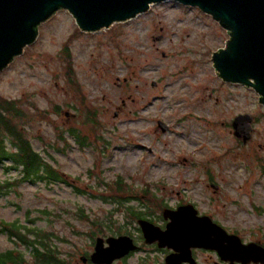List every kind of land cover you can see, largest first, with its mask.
<instances>
[{
	"label": "rangeland",
	"instance_id": "1",
	"mask_svg": "<svg viewBox=\"0 0 264 264\" xmlns=\"http://www.w3.org/2000/svg\"><path fill=\"white\" fill-rule=\"evenodd\" d=\"M228 40L210 16L176 2L91 34L67 11L42 24L36 42L0 74V97L19 101L26 137L61 180L26 181L0 196V254L15 251L34 263L32 247L1 232L15 224L22 234L46 236L63 264H83L97 237L139 239L125 209L150 195L216 198L221 225L245 244L264 245V107L254 90L216 77L212 54ZM66 46L79 89L67 83ZM240 115L253 118L246 144L232 128ZM70 129L81 131L83 146ZM205 169L216 175L218 195L206 186ZM21 171L0 162V184ZM162 263L151 254L150 264Z\"/></svg>",
	"mask_w": 264,
	"mask_h": 264
},
{
	"label": "water",
	"instance_id": "2",
	"mask_svg": "<svg viewBox=\"0 0 264 264\" xmlns=\"http://www.w3.org/2000/svg\"><path fill=\"white\" fill-rule=\"evenodd\" d=\"M164 2L197 8L226 30L229 40L211 58L215 75L223 82L254 90L264 107V0H0V74L36 42L39 27L60 11H67L82 33L91 34L135 19L152 5ZM252 122L249 115H240L232 122L234 136L244 144L251 138ZM157 127L162 133L169 129L160 121ZM169 218L165 231L147 221L138 222L146 244L179 254L193 248L217 250L226 261L264 264L260 245L245 244L205 218H185L181 211ZM134 250L129 236L97 237L93 253L80 261L113 264ZM179 263L176 255L166 258V264Z\"/></svg>",
	"mask_w": 264,
	"mask_h": 264
},
{
	"label": "trees",
	"instance_id": "3",
	"mask_svg": "<svg viewBox=\"0 0 264 264\" xmlns=\"http://www.w3.org/2000/svg\"><path fill=\"white\" fill-rule=\"evenodd\" d=\"M66 56V76L67 83L73 85L77 89L79 86L75 80V72L72 65V57L65 47ZM58 111L60 107L56 106ZM26 114L16 100H7L0 97V162L7 161L14 168H20L22 171L21 177L14 182H6L0 184V196L10 188L15 187L26 181L49 180L59 181L60 173L51 165L40 153H37L32 146V143L25 135V127L27 122ZM95 123L94 113L87 110V121ZM70 136L81 146L85 144V138L81 135V131L70 129ZM60 140L65 141L62 135H59ZM7 142H10L11 148H7ZM121 204V203H119ZM2 233L6 232L10 238H17L22 245L32 247L34 249L33 264H63L54 254V251L47 245L46 236H41L35 231H28L27 234L18 232L15 224H3ZM39 239H31L34 236ZM45 237V238H44ZM0 264H31L25 260L24 256L15 251H9L0 254Z\"/></svg>",
	"mask_w": 264,
	"mask_h": 264
},
{
	"label": "flooded vegetation",
	"instance_id": "4",
	"mask_svg": "<svg viewBox=\"0 0 264 264\" xmlns=\"http://www.w3.org/2000/svg\"><path fill=\"white\" fill-rule=\"evenodd\" d=\"M206 171V186L208 188H212V192L215 195L219 194V187L215 183L216 175L212 173L211 170ZM216 187V188H215ZM150 192H145V195H148ZM153 195L147 196L148 201H139L133 200L131 202H136L139 206L138 209L128 207L125 210L128 215L131 216L134 224H137L138 228L137 232L139 235V239L135 236H132L130 233L127 235L121 234L119 236H129L133 239L134 244L136 246V250L130 252L126 257L121 260L114 262L113 264H122L127 262L129 259L138 257L140 264H150L151 262V254H155V252L160 253L163 257V263L166 264V258L172 255L177 256V260H179V264H241L235 261H226L223 260L217 250H208L202 248H193L190 253H176L175 251L162 248L160 249L157 244L148 245L145 243V240L142 235L141 228L138 224L140 220L147 221L154 226L158 227L160 230L165 231L167 229L168 224L171 222L169 216L174 212L181 211V215L185 218H205L211 222V225H216L222 227L229 235H233L229 230H227L220 222L217 220V212H218V202L216 198H210L207 202H200L197 200H181L175 202H169L167 200H160L154 197ZM146 198V196L144 197ZM149 198V199H148ZM153 198V199H151ZM210 227L209 225H207ZM264 249V245L258 244ZM84 257L89 258L88 255H84ZM82 262V261H81ZM83 263V262H82ZM83 264H92L88 260ZM248 264H262V263H254L250 262Z\"/></svg>",
	"mask_w": 264,
	"mask_h": 264
}]
</instances>
